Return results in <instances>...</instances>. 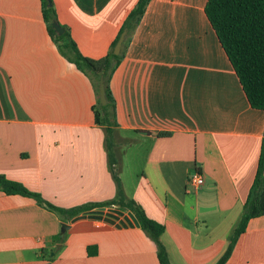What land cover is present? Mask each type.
I'll return each mask as SVG.
<instances>
[{"label":"crops","instance_id":"crops-1","mask_svg":"<svg viewBox=\"0 0 264 264\" xmlns=\"http://www.w3.org/2000/svg\"><path fill=\"white\" fill-rule=\"evenodd\" d=\"M137 2L53 6L80 52L100 59ZM207 2L150 0L109 82L115 166L127 198L165 226L172 264H216L225 253L264 135V110L250 105ZM95 81L59 50L42 0H0V175L63 208L115 199ZM196 169L205 175L197 191L188 181ZM0 264L161 263L140 226L62 220L33 197L0 190ZM225 264H264V215L249 220Z\"/></svg>","mask_w":264,"mask_h":264},{"label":"trees","instance_id":"trees-1","mask_svg":"<svg viewBox=\"0 0 264 264\" xmlns=\"http://www.w3.org/2000/svg\"><path fill=\"white\" fill-rule=\"evenodd\" d=\"M150 0H138L135 8L128 14L117 38L113 41L109 52L100 59L83 55L70 31L58 34L52 26L58 21L53 0H42V10L49 32L58 45L61 53L74 62L77 67L90 74L96 81L99 94L101 77L106 87L107 104L103 105L98 98L94 107L95 120L105 126L106 145L109 164L117 186V197L105 203H88L72 208H63L46 200L40 193L29 190L22 183L0 175V190L7 194H21L33 197L45 208L53 211L62 220H71L81 214L103 207L117 206L125 211H132L137 217L140 227L157 245V256L161 264H172L167 249L161 241L165 226L150 218L135 200L127 198L118 169V160L114 154L113 128L115 124V104L109 85L111 75L124 56L126 42L140 23ZM206 15L215 29L217 36L227 53L234 70L240 80L250 105L264 110V0H208ZM127 35L119 54H115V45L124 30ZM161 132L160 135H169ZM264 215V135L261 145L257 172L244 204L241 221L231 238L230 244L216 264H225L231 256L240 235L246 230L248 222L254 217Z\"/></svg>","mask_w":264,"mask_h":264},{"label":"water","instance_id":"water-1","mask_svg":"<svg viewBox=\"0 0 264 264\" xmlns=\"http://www.w3.org/2000/svg\"><path fill=\"white\" fill-rule=\"evenodd\" d=\"M52 26L58 34H62L65 31V28L59 23V21H54L52 23ZM126 35H127V30L125 29L121 33L115 45V48H114L115 54H119L121 52L122 44L125 40ZM99 98L103 105L107 104L106 87H105V82H104L103 77H101L100 84H99ZM86 217L104 220L111 224H115L117 227H122V226L127 227V226H134V225L140 226V223L137 217L134 215L132 211L126 212L125 210H122L120 208H115V207H110L108 209L106 207H103V208H99L96 210H92L90 212L81 214L73 218V221H76L80 218H86ZM69 228H70L69 224L65 222L62 223L61 230L63 232H65Z\"/></svg>","mask_w":264,"mask_h":264},{"label":"built area","instance_id":"built-area-1","mask_svg":"<svg viewBox=\"0 0 264 264\" xmlns=\"http://www.w3.org/2000/svg\"><path fill=\"white\" fill-rule=\"evenodd\" d=\"M188 179L190 185L196 191L205 185V175L200 169L194 170Z\"/></svg>","mask_w":264,"mask_h":264},{"label":"rangeland","instance_id":"rangeland-1","mask_svg":"<svg viewBox=\"0 0 264 264\" xmlns=\"http://www.w3.org/2000/svg\"><path fill=\"white\" fill-rule=\"evenodd\" d=\"M125 149H127V146H125L124 148H123V150H125ZM127 212V211H126Z\"/></svg>","mask_w":264,"mask_h":264}]
</instances>
